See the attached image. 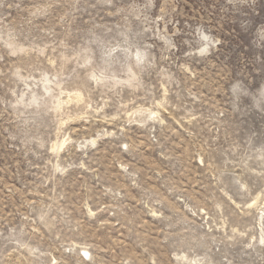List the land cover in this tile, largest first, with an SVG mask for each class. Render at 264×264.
<instances>
[{
    "label": "rangeland",
    "instance_id": "1",
    "mask_svg": "<svg viewBox=\"0 0 264 264\" xmlns=\"http://www.w3.org/2000/svg\"><path fill=\"white\" fill-rule=\"evenodd\" d=\"M0 264H264V0H0Z\"/></svg>",
    "mask_w": 264,
    "mask_h": 264
}]
</instances>
